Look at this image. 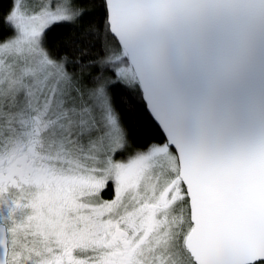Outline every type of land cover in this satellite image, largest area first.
<instances>
[{
  "label": "snow or ice",
  "instance_id": "snow-or-ice-1",
  "mask_svg": "<svg viewBox=\"0 0 264 264\" xmlns=\"http://www.w3.org/2000/svg\"><path fill=\"white\" fill-rule=\"evenodd\" d=\"M0 264H264V0H0Z\"/></svg>",
  "mask_w": 264,
  "mask_h": 264
}]
</instances>
